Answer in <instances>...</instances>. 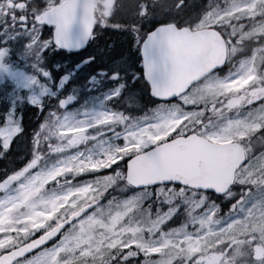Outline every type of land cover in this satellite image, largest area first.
<instances>
[{"label":"snow or ice","instance_id":"6c2138e0","mask_svg":"<svg viewBox=\"0 0 264 264\" xmlns=\"http://www.w3.org/2000/svg\"><path fill=\"white\" fill-rule=\"evenodd\" d=\"M106 30L125 34L129 46L113 42L81 60L103 65L91 76L93 86L111 101L150 91L162 109L176 110L117 135L124 142L109 156L116 159L97 170L104 175L95 180L93 203L72 219L57 214L33 227L25 219L33 194L25 177L39 167L49 119L57 128L67 125L76 99L63 93L70 74L57 80L53 61ZM13 56L31 74L6 67ZM0 73L10 81L0 88V160L9 163L14 141L32 153L24 167L0 169V264H264V0H0ZM37 80L46 86L26 93ZM208 96L227 102L217 108ZM205 111L231 115L206 121ZM26 112L37 121L30 140ZM177 120L179 127L160 138ZM188 148L205 150L193 161L201 174L175 169L141 178L143 165H160L172 149ZM212 154L226 160L222 176L208 170ZM120 182L127 195H116ZM153 197L166 207L148 224L133 223L136 215H153L151 204L145 208Z\"/></svg>","mask_w":264,"mask_h":264},{"label":"flooded vegetation","instance_id":"af4514ba","mask_svg":"<svg viewBox=\"0 0 264 264\" xmlns=\"http://www.w3.org/2000/svg\"><path fill=\"white\" fill-rule=\"evenodd\" d=\"M122 37H125V34L106 30L104 34L97 37L95 42L89 40L85 47L72 51L61 50L62 52H64L63 58H59L53 61V65H59V67L52 66L53 72L55 71L57 73V80L60 76L63 75V73H70L69 83L64 84L62 90L63 93L67 95L71 91L77 90L84 91L85 94L80 95L79 99L71 106H69L68 112L71 113V117L67 125L57 128L56 122L49 119L47 127L42 133L39 140V148L37 151V156L39 157V159H37L36 164H41L47 161H56L59 158H62L63 151L67 148H74L82 144L83 142L89 144L95 139V137L97 136V130L94 131L93 129L94 126L92 122L94 121L92 120V116L90 114L93 110H96L98 108L100 101L95 94L89 92V89L91 88L89 86L85 87L84 84L86 82H89L90 77L92 75H95L96 72H98L99 69L103 67V65L97 64L90 68L88 64H85L80 69H76V65L90 53L96 52L113 42H115L116 47L119 48V45L122 44L119 39ZM126 43L128 44V42ZM127 48L128 47L122 49L121 47L119 49L126 51ZM132 51L136 52V49L133 48ZM141 60L142 57L137 54L135 67L140 71H142V63L140 62ZM3 63L6 67H15L18 70H22L27 72L28 74H31L32 69L30 65L22 58L13 56L11 59L4 60ZM9 82L10 81L8 80V77L0 73V88H2L4 84ZM96 83L99 82L97 81ZM109 86H111V82H109ZM91 87L95 88V86L93 85H91ZM25 91L28 94L32 92V90ZM9 92H11L10 86ZM148 97H150V102H148ZM107 98L110 99L108 96ZM111 102L114 107L118 106L125 109L124 112L117 111L120 116L123 117L124 122L116 120L112 122L108 128V131L112 134V140L115 144H123L124 141L121 139H117V135H125V130H127L131 124L139 122L138 119L144 120L143 118L147 117V109H150L151 114L149 120L152 123H154V121L156 123L157 114L161 111L160 105L156 103V99L151 96L150 91L140 93V96H137L135 99H130L128 95H125L122 99ZM221 106L222 105H218L217 108H220ZM27 108H31V105H27ZM221 114V112L209 113V115L206 117V121L210 119L213 122L223 123ZM223 114H228V112L225 111L223 112ZM24 119L26 124L25 131L29 133L27 139L30 140L32 128L35 127L37 121L31 112H26ZM85 124L87 125L84 126ZM77 128H81V130H77ZM20 146H17L19 148V151L17 153V164L19 166H25L32 158V153L31 151L26 152L25 150H23L25 149L24 146ZM4 165L5 162L3 160H0V167ZM28 174L31 176V172H29Z\"/></svg>","mask_w":264,"mask_h":264},{"label":"rangeland","instance_id":"374dc122","mask_svg":"<svg viewBox=\"0 0 264 264\" xmlns=\"http://www.w3.org/2000/svg\"><path fill=\"white\" fill-rule=\"evenodd\" d=\"M244 2L245 0H234V2L231 3L242 5ZM40 90L42 89H38L35 92L38 94ZM170 110L175 111L176 109L167 108L164 111ZM111 115H114L111 109L106 107L102 108L101 106L93 113L95 119L99 121L108 120ZM179 123V120L174 121L172 126L168 128L167 132H162L163 135H166L167 133L173 131ZM61 170L63 171L64 167L59 165L49 168H41L33 172L31 174V178H25L26 181L32 182L31 187L33 189V194L31 198L34 197V202L30 203L32 205V214L26 216L25 219L30 222L33 227H42L49 219L55 217V215H57L62 210V208L73 207L77 203L88 200L89 198L93 197L95 193H97V185L91 183L76 187L69 186L67 188L53 190L52 192H49L48 195L46 193H43L41 189L43 185L47 182V180L53 178ZM78 170L80 171L81 167H79ZM46 204H48V206H44ZM132 222L144 223L142 219L138 217H135Z\"/></svg>","mask_w":264,"mask_h":264},{"label":"water","instance_id":"95a60500","mask_svg":"<svg viewBox=\"0 0 264 264\" xmlns=\"http://www.w3.org/2000/svg\"><path fill=\"white\" fill-rule=\"evenodd\" d=\"M215 44L213 43V49ZM205 151L204 149H172L168 152L166 159L160 165H143L140 169V176L142 179H154L166 175L170 170L184 169L192 172L195 175L201 174V170L194 167L193 161L199 152ZM226 167V160L222 155L212 154L211 165L208 169L217 176H222ZM91 204V203H90ZM90 204L85 205L83 208L88 207ZM78 210V211H79ZM77 211V212H78ZM76 213V212H75ZM72 219V215L67 218Z\"/></svg>","mask_w":264,"mask_h":264},{"label":"trees","instance_id":"16d2710c","mask_svg":"<svg viewBox=\"0 0 264 264\" xmlns=\"http://www.w3.org/2000/svg\"><path fill=\"white\" fill-rule=\"evenodd\" d=\"M216 2H221V0H216ZM119 41L122 43L119 45V48L122 47L125 48V47H128L129 45L126 43L127 40L125 37H122L119 39ZM79 178L80 180L82 181H87V180H96L97 176H102L104 175V173H99L96 171L94 172H84L83 174H79ZM118 188H119V191L116 192V195H126L128 194L127 193V189L125 188V185L123 184V182H120L119 185H118ZM219 202V201H218ZM151 204L152 205V213L153 215L151 217L147 216V215H141V217L144 219L145 222L147 223H150L151 220L155 219L156 215H158L160 212H162L163 208L166 207V205H157L156 202H155V198H149L145 201V208H147V206ZM222 208L224 209V211H227V201H225V204L222 205ZM175 226V225H173Z\"/></svg>","mask_w":264,"mask_h":264}]
</instances>
